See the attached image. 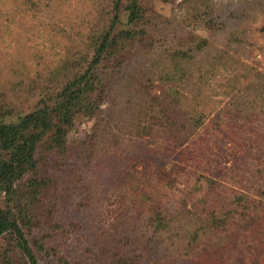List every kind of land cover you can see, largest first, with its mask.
<instances>
[{
    "label": "rangeland",
    "instance_id": "rangeland-1",
    "mask_svg": "<svg viewBox=\"0 0 264 264\" xmlns=\"http://www.w3.org/2000/svg\"><path fill=\"white\" fill-rule=\"evenodd\" d=\"M145 2L117 28L137 37L96 68L98 113L39 146L40 191L17 184L29 245L39 264H264V0ZM109 3L0 0V124L84 70ZM0 264H33L16 233Z\"/></svg>",
    "mask_w": 264,
    "mask_h": 264
},
{
    "label": "trees",
    "instance_id": "trees-1",
    "mask_svg": "<svg viewBox=\"0 0 264 264\" xmlns=\"http://www.w3.org/2000/svg\"><path fill=\"white\" fill-rule=\"evenodd\" d=\"M109 6L112 9L107 16H102L100 28L92 31L91 44L95 54L84 70L68 78L54 102L36 108L18 121L0 124V193L6 198V206H0V235L16 233L20 246L33 264L39 263L21 224L23 221L28 225L30 218L27 212L31 210L32 202L31 199H22L17 184L29 176L32 192L40 191L42 181L36 175L39 170V146L42 144L49 149L64 147L66 134L75 117L78 114L92 116L98 113L102 104L103 84L96 68L106 53L125 49L138 35L134 28L117 29L123 22L122 14L127 15V22L131 24L142 23L149 12L145 0H110ZM169 117L165 114L153 116V119L162 126L165 121L176 126L177 121ZM161 217V213L156 211L152 223L163 226ZM222 219L212 216L211 222L217 225L224 221Z\"/></svg>",
    "mask_w": 264,
    "mask_h": 264
}]
</instances>
